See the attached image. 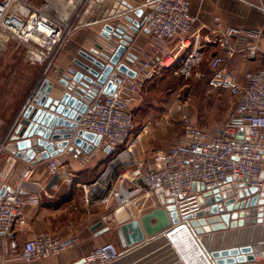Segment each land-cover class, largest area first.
Returning a JSON list of instances; mask_svg holds the SVG:
<instances>
[{"label": "built area", "instance_id": "1", "mask_svg": "<svg viewBox=\"0 0 264 264\" xmlns=\"http://www.w3.org/2000/svg\"><path fill=\"white\" fill-rule=\"evenodd\" d=\"M47 1L42 0L38 4L33 0H0L1 39L4 41L5 36L13 35L27 46L28 55L33 60L45 64L54 58L74 24L51 10ZM68 1H71L69 17L83 13L87 0ZM154 1V4H151L152 0L150 2L152 10L145 22L148 38L139 42L135 51L129 49L136 55L133 63L129 64L125 57L121 60L136 71V76L131 77L115 69V91L108 93L100 89L88 97V110L79 122V128L101 135L99 144L90 153L85 152L84 163L99 153L116 152L126 143L129 146L114 156L101 176L85 186L84 203L98 201L108 209L102 215L103 223L111 221L120 226L123 223L120 222L121 217H129V220L139 218L143 214L139 212L148 204L153 205L152 209L157 207L156 204L160 203L158 188L174 199L173 204L181 218L195 214L205 206L200 202L202 192L193 188L194 182L219 186L229 177L251 178L264 168V69L252 71L242 80L229 68V61L235 53L231 38L237 34L258 38L261 31L236 26L222 28L220 17H216L210 32L199 39L192 34L197 17L192 12L191 0ZM101 40L100 35L95 38V42ZM212 45L220 51L207 54ZM116 46L117 43L107 46V51L112 53ZM169 57L173 60L167 62ZM204 61L210 71L207 78L210 89L227 90L235 100L228 120L215 131H210L184 115L181 139L166 151L151 150L153 164L148 168L143 169V162L136 158L115 164L125 152H130L133 157L135 146L142 142V133L134 135L132 131L135 120L133 105L139 100L144 84L165 70L189 76ZM112 165L124 166L123 172L118 174ZM130 165L138 167L130 169ZM48 166L53 174L57 173L59 164L56 159H49ZM10 169L0 171V190L4 185L11 186L8 183ZM29 171L25 170L23 182L31 180ZM124 172L130 174L126 176ZM11 187L14 191L7 190L0 197V232L13 239L17 230L27 222L23 208L40 203L42 188L36 186L24 193L23 184ZM212 237L211 234L204 235L203 243ZM80 239L78 233L59 237L43 231L20 246L14 241L13 253L10 254L12 256L15 252L13 256L19 257L24 264H41L73 249ZM252 244L257 260L262 259L264 240ZM233 245L237 243L229 246ZM121 255L114 242L105 241L94 247L85 258L93 264H111Z\"/></svg>", "mask_w": 264, "mask_h": 264}, {"label": "water", "instance_id": "2", "mask_svg": "<svg viewBox=\"0 0 264 264\" xmlns=\"http://www.w3.org/2000/svg\"><path fill=\"white\" fill-rule=\"evenodd\" d=\"M144 13L142 6L134 7L128 0H87L80 22L83 25L104 22L98 33L102 44L95 43L92 54L83 50L79 52L90 64L74 60L88 73L60 67L55 72H61V77L50 79L48 69L44 71L9 129L1 135L0 155L5 150L26 163L38 164L67 147L79 153H90L99 144L101 135L79 128V122L88 110L86 101L100 89L108 93L115 91V69L131 77L136 76V71L121 60L125 57L126 61L133 63L136 59L129 48L135 34L147 20ZM114 43L117 46L109 53L107 46ZM55 80L64 90H59ZM60 179V174L54 173L47 188ZM193 188L202 192L200 202L205 208L182 218L173 204L174 199L158 188L160 206L120 225L119 233L127 246V257L111 264H120L136 251L158 242L172 245L185 264H264V260H257L252 243L209 250L202 241L206 234L264 223V168L251 178L229 177L223 184L213 187L204 182H194ZM7 190L14 191V188L4 185L0 197ZM70 195L71 192L66 198ZM103 224L100 221L93 229ZM110 229L111 226L107 225L99 234ZM262 256L264 258V252ZM74 264L93 263L84 257Z\"/></svg>", "mask_w": 264, "mask_h": 264}, {"label": "crops", "instance_id": "3", "mask_svg": "<svg viewBox=\"0 0 264 264\" xmlns=\"http://www.w3.org/2000/svg\"><path fill=\"white\" fill-rule=\"evenodd\" d=\"M128 1L134 7L142 6L145 10L144 16H148L152 10L150 3H148L149 0ZM191 9L193 14L197 17L193 24L192 34L198 36L199 39H203L204 36L210 32V28L215 25L216 17H220V26L222 28L236 26L241 29L260 30L261 34L258 38L248 37L245 34H237L231 38V43L235 48V53L229 61V68L242 80L246 78L248 73L264 69V0H191ZM130 15L137 18L133 12H130ZM103 25L104 22L96 23V25H88V27H94L93 31L95 30L96 35H94V38L91 39L92 44L87 46L83 45L85 39H79L80 44H78V53L83 50L92 54L91 50L94 47L95 38L99 35L98 33ZM78 27L81 31H86V29H88L85 25ZM134 37V41L129 49L135 51L136 45L139 42L146 41L148 38L146 24L140 28V31L136 33ZM20 43L23 44L22 42ZM251 50L252 52H250ZM218 51H220V49L217 46L212 45L207 49V54L217 53ZM97 58L101 57L97 56ZM75 59H79L90 64V62L80 55V53L74 56L73 60ZM73 65L76 69L83 70L75 63ZM84 73L88 72L84 71ZM61 75V72L57 74L59 77H61ZM55 85L59 88V90H64V87L58 83V80H55ZM54 94L57 93L54 92ZM133 107L136 108L137 112L136 126L138 130L136 132H141L142 135L145 136L147 147L152 146L157 151H166L181 139L182 136H179V138L178 136H175L173 131L167 128V126H164V123H161L160 121L138 119V101L134 103ZM218 128L219 127L215 128L213 131ZM166 140L169 141L167 142ZM101 155L103 157L107 156L106 152H102L95 156V160L98 158L100 159V157H102ZM144 155L146 156L136 158L137 161L143 162V169L148 168L153 164L151 156L149 154L148 156L147 154ZM84 156L85 151L79 153L76 150H69V147H67L64 151L51 157L59 162L57 173L61 176V179L58 180L51 188H47V184L53 176V173L48 166L49 160L38 164H31L16 158L10 153L6 154L5 159L0 157V170L11 167V173L8 179V183L11 186L17 187L23 184L25 187L23 190L24 192L34 190L36 186L42 188V199L40 203L35 206L26 205L23 208L27 222L24 226L17 230L14 238L12 239L7 236L0 235V241L3 239H9V242L11 243L9 247L7 244L8 253L12 250V244L14 241L20 246L24 241L34 237L39 232L47 231L59 237H67L74 233H78L81 239L80 243L76 247L63 253L58 258H52L46 261L47 264H74L76 261L84 258L94 247L107 241L110 234L113 233L115 229L120 227L117 223L110 221L109 223H104L102 226L93 229V226L96 223L102 221V215L107 212L108 209H106L98 201L88 204L84 203V196L80 198V200L77 196H75L76 192L80 191L81 193H84L85 186L95 181L108 167L75 166L76 161L79 162L80 160L82 164H85L83 162ZM68 161L71 166H69ZM112 167L118 174L123 172L124 166ZM137 167L138 166H130V169H135ZM26 169H30L28 174L31 173V180L23 182L22 176L24 175ZM90 170L97 171V174L91 179H85L86 174H88ZM124 174L128 176L130 172H124ZM64 186L66 187V192L62 189ZM46 191L48 193H46ZM70 192V197L66 198ZM78 202L82 205L78 206ZM72 212H79L80 215L78 214L77 218L73 220L71 216ZM107 225H110L111 229L107 232L99 234V232ZM256 228H262V231L264 232V223H257L255 225L233 229L229 228L228 230H220L213 232L211 236H213L217 242L220 237H228V233L230 231H236L233 234L239 235V240H247V243L264 240V233L261 238L260 236L255 235ZM206 245L210 250L229 247L227 245H219L212 249L210 243L207 242ZM123 247L126 251L127 246L123 245ZM162 248H167L172 251L166 255L170 256V258L167 260V263L164 264H185L180 257H177L179 256L177 251L170 244L166 243L164 247L159 246L154 249V251H161ZM13 255L14 254H12L13 259L19 260V257ZM146 255L148 254L144 253L143 256L146 257ZM125 257H127V255H122L120 259L123 260ZM132 259L128 258L120 264H131L134 261L138 264L137 256ZM262 260H264V258L259 259L258 261Z\"/></svg>", "mask_w": 264, "mask_h": 264}, {"label": "rangeland", "instance_id": "4", "mask_svg": "<svg viewBox=\"0 0 264 264\" xmlns=\"http://www.w3.org/2000/svg\"><path fill=\"white\" fill-rule=\"evenodd\" d=\"M33 1L40 4L42 0ZM67 1L68 0H65L66 4ZM65 2L60 4V0L47 1L49 5L55 4L58 13L63 12L62 9H65ZM150 2L151 0H149L148 3ZM154 3L155 1L152 0L151 4ZM70 8L71 6L67 9L69 13L71 12L69 11ZM82 15L83 13H80L79 16H73L71 14L69 20L74 22V24L70 30L67 31L66 37L61 43L54 58L47 64L33 60V58L28 55L27 46L21 44L13 35L5 36L4 41L0 37V137L5 133L11 122L17 116L19 110L41 78L43 72L48 69L47 76L50 79H55L54 77L58 74L55 71L60 67L67 68L74 64V56L79 54V39H85L86 42L84 41L83 43L85 46L92 44L91 39L94 38L96 33L95 30L93 31L94 27H88V25H96V23L85 25L88 29H86V31H81L78 26H84L80 22ZM209 74L210 71L205 61L197 66L194 72L189 76L175 75L172 70L163 71L154 80L146 82L142 87L140 98L138 100V119L160 121L161 123H164V126L171 129L173 134L178 136V138L183 134L182 118L184 115L188 116L193 123L205 129L213 131L215 128L220 127L228 120L230 112L234 107L235 100L227 90L221 88L210 89L207 80ZM134 118V128L132 133L136 135L138 133L136 132L138 130L136 126V108H134ZM169 140L166 141L168 142ZM128 147L127 143L122 145L117 153H120ZM153 149L152 146L147 147L145 136H143L142 142L135 146L132 153L133 157L128 161H131L133 158H140V156L145 157L146 155L144 154H147L148 156ZM117 153H115V155H117ZM6 154L7 152L4 150L0 157L5 159ZM114 156H111L110 158L102 156L97 160H95L94 157L85 164H82L81 160L79 162L76 161L75 166H108L109 163L112 162ZM124 157L125 155L122 156V158ZM68 164L71 166L69 161ZM96 174L97 171L90 170V172L86 174L85 179H91L95 177ZM62 189L66 192L65 186ZM84 195L85 192L81 193L80 191L75 194L79 200ZM79 203L80 202H78V206H81L82 204ZM139 204H141V202ZM152 206L153 205L148 204L141 210V212H139V214L149 211ZM156 206H160V203L158 202ZM78 214L79 212H72V219L75 220ZM234 232L236 231H230L228 237H220L217 242L213 237L210 239L207 238L208 243H210V246H212L213 249L219 245L229 246L235 243L238 244L239 241L242 244L247 242V240H239V235L233 234ZM263 233L262 228H256L255 235L260 236L261 238ZM107 241L114 242L121 254L126 255L125 253L127 251L124 250V244L119 233V228L115 229V231L110 234ZM7 244L8 247L11 245L9 239H3L0 241V264H24L21 260L13 259L10 254V252L13 253L12 251H9V253L7 252ZM165 244V242L155 243L146 247L144 250L139 252L136 251L129 258L132 259L137 256L138 264L167 263L170 256L166 255L172 252L171 250L162 248L161 251H154V249L159 246L164 247ZM144 253L148 255L144 257ZM41 264H47V262L45 261ZM131 264H136V262L134 261Z\"/></svg>", "mask_w": 264, "mask_h": 264}, {"label": "bare ground", "instance_id": "5", "mask_svg": "<svg viewBox=\"0 0 264 264\" xmlns=\"http://www.w3.org/2000/svg\"><path fill=\"white\" fill-rule=\"evenodd\" d=\"M63 2H65V0H60V4H62ZM48 4V3H47ZM70 4H71V1H67V4H66V2H65V9H62L63 10V12H60L61 13V15H60V17L61 18H63V20H69V15H70V13L68 12V10L67 9H69V7H70ZM51 10H54V11H56L57 12V7H55V4H48L47 5ZM57 6V5H56ZM64 8V7H63ZM60 11V10H59ZM69 11H71V8H70V10ZM94 43H97V44H99L100 42H94ZM100 44H102V43H100ZM188 44V43H187ZM171 60H173V57H169L168 59H167V62H170ZM123 155H125V157L124 158H122V156ZM128 155V156H127ZM131 157H132V155H131V153L130 152H125V153H123L121 156H120V158L118 159V160H116L115 161V164L116 163H118L119 161H126V160H130L131 159ZM124 220V221H123ZM127 220H129V217H124V218H120V222H126ZM207 242H208V239H206V242L204 241V245H205V247L207 248V249H209L208 248V246L206 245L207 244ZM209 245V244H208ZM210 250V249H209Z\"/></svg>", "mask_w": 264, "mask_h": 264}, {"label": "trees", "instance_id": "6", "mask_svg": "<svg viewBox=\"0 0 264 264\" xmlns=\"http://www.w3.org/2000/svg\"><path fill=\"white\" fill-rule=\"evenodd\" d=\"M119 149V148H118ZM118 151V150H117ZM117 151L116 152H111V153H108V152H106V154H107V158H110L111 156H114L115 155V153H117Z\"/></svg>", "mask_w": 264, "mask_h": 264}]
</instances>
